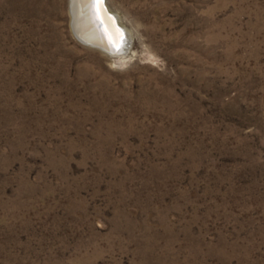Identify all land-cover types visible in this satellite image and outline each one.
I'll return each instance as SVG.
<instances>
[{"label": "rangeland", "instance_id": "374dc122", "mask_svg": "<svg viewBox=\"0 0 264 264\" xmlns=\"http://www.w3.org/2000/svg\"><path fill=\"white\" fill-rule=\"evenodd\" d=\"M0 0V264H264V0Z\"/></svg>", "mask_w": 264, "mask_h": 264}, {"label": "bare ground", "instance_id": "6f19581e", "mask_svg": "<svg viewBox=\"0 0 264 264\" xmlns=\"http://www.w3.org/2000/svg\"><path fill=\"white\" fill-rule=\"evenodd\" d=\"M69 14H70V20H72L73 28L76 32V34L79 36V38L82 40V43L86 46H89L91 48L95 47L96 50L102 52L103 54L110 56V57H123L125 56V49L127 48V45L124 44L122 48L120 49L119 53H113L109 49L104 48L103 45L105 44L97 26L94 20L93 10H91L86 0H73L69 7ZM110 11V9H109ZM111 12V11H110ZM113 13V12H111ZM116 15V14H115ZM117 16V15H116ZM118 18V16H117ZM119 24L125 31V38L127 39V33L126 29L122 24L120 23V20L118 18ZM125 39V40H126ZM95 46V47H94ZM102 47V51H101ZM100 50H99V49ZM125 50V51H124ZM122 59V58H121Z\"/></svg>", "mask_w": 264, "mask_h": 264}, {"label": "water", "instance_id": "95a60500", "mask_svg": "<svg viewBox=\"0 0 264 264\" xmlns=\"http://www.w3.org/2000/svg\"><path fill=\"white\" fill-rule=\"evenodd\" d=\"M72 2L73 0H69V7ZM99 17L100 19L97 20L95 19V15H94L96 26L105 42L103 47L109 49L111 52L115 54L119 53V51H121L120 49L122 48V46L126 44L125 31L119 24L117 16L109 11L108 6L106 5V0L105 3L101 6ZM70 23H71L70 28L72 30L73 35L79 42L82 43V40L79 38V36L76 34L73 28L72 20H70ZM95 49L97 48L95 47ZM102 50L103 49L101 47V51Z\"/></svg>", "mask_w": 264, "mask_h": 264}, {"label": "snow or ice", "instance_id": "6c2138e0", "mask_svg": "<svg viewBox=\"0 0 264 264\" xmlns=\"http://www.w3.org/2000/svg\"><path fill=\"white\" fill-rule=\"evenodd\" d=\"M88 7L93 10L95 19L99 20V12L101 6L105 3V0H86Z\"/></svg>", "mask_w": 264, "mask_h": 264}]
</instances>
